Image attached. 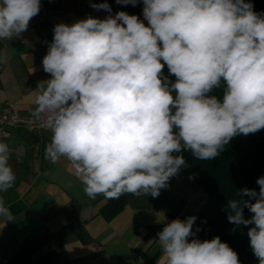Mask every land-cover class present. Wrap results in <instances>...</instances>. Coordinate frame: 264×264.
<instances>
[{"label":"clouds","instance_id":"9594fccd","mask_svg":"<svg viewBox=\"0 0 264 264\" xmlns=\"http://www.w3.org/2000/svg\"><path fill=\"white\" fill-rule=\"evenodd\" d=\"M115 2H142L143 19L112 15L104 0L91 4L104 19L54 26L42 60L50 78L31 90V116L51 133L45 158L71 162L89 198H156L186 167L184 151L214 160L235 136L264 129V13L252 0ZM40 10L41 0H0V40L27 31ZM9 160L0 142V193L16 181ZM256 183L259 192L244 188L228 201L227 218L253 225L250 247L264 264V176ZM0 217L13 219L2 197ZM196 219H174L157 234L166 264H241L219 236L196 238Z\"/></svg>","mask_w":264,"mask_h":264},{"label":"crops","instance_id":"0c3cea01","mask_svg":"<svg viewBox=\"0 0 264 264\" xmlns=\"http://www.w3.org/2000/svg\"><path fill=\"white\" fill-rule=\"evenodd\" d=\"M104 0H41V10L27 31L12 40H0V104L32 117L31 90L50 78L42 60L53 39L54 26L92 16L104 19L92 3ZM112 15L118 11L141 19L143 4L135 7L107 0ZM147 24V21H144ZM50 131L38 134L18 128L1 142L10 149L9 163L16 181L0 193L12 220L0 217V264H166L157 234L166 223L195 216L193 230L201 240L219 236L230 246V222L220 205L193 181L179 173L160 195L124 194L126 204L111 220L99 213L108 198H89L71 162L53 164L45 158Z\"/></svg>","mask_w":264,"mask_h":264},{"label":"trees","instance_id":"16d2710c","mask_svg":"<svg viewBox=\"0 0 264 264\" xmlns=\"http://www.w3.org/2000/svg\"><path fill=\"white\" fill-rule=\"evenodd\" d=\"M252 3L256 12L264 13V0H252ZM164 75L171 81L175 80L174 76L169 75L166 65ZM213 94L220 95L221 90L216 89ZM182 155L186 167L179 173L189 179L192 177L190 180L220 205L221 214L227 218L228 201L239 199L240 190L249 188L259 192L256 181L264 176V129L254 134L235 136L214 160H198L187 150ZM242 199L247 200L249 197L244 196ZM252 202L254 203L255 200L253 199ZM125 204V195L119 199H107L99 209V213L106 220H111ZM243 214L246 219H250L253 215L247 208L243 209ZM252 226L237 227L230 223L228 234L230 247L237 252L241 264H258L247 236L248 229Z\"/></svg>","mask_w":264,"mask_h":264},{"label":"built area","instance_id":"2783aa9c","mask_svg":"<svg viewBox=\"0 0 264 264\" xmlns=\"http://www.w3.org/2000/svg\"><path fill=\"white\" fill-rule=\"evenodd\" d=\"M22 128L32 133L38 134L48 131L41 122L33 117L18 114L11 103L0 104V142L9 137L11 130Z\"/></svg>","mask_w":264,"mask_h":264}]
</instances>
